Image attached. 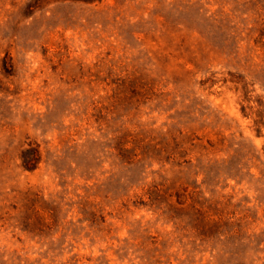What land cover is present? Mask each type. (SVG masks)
I'll return each mask as SVG.
<instances>
[{
    "label": "rangeland",
    "instance_id": "rangeland-1",
    "mask_svg": "<svg viewBox=\"0 0 264 264\" xmlns=\"http://www.w3.org/2000/svg\"><path fill=\"white\" fill-rule=\"evenodd\" d=\"M0 264H264V0H0Z\"/></svg>",
    "mask_w": 264,
    "mask_h": 264
},
{
    "label": "trees",
    "instance_id": "trees-1",
    "mask_svg": "<svg viewBox=\"0 0 264 264\" xmlns=\"http://www.w3.org/2000/svg\"><path fill=\"white\" fill-rule=\"evenodd\" d=\"M85 2H92L94 0H83ZM23 165L26 169H34L40 161L38 151L34 148H29L23 153Z\"/></svg>",
    "mask_w": 264,
    "mask_h": 264
}]
</instances>
